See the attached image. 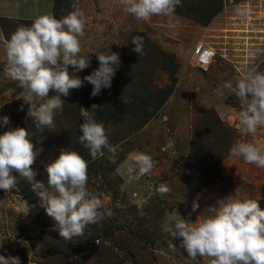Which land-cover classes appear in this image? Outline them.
Instances as JSON below:
<instances>
[{"label": "rangeland", "instance_id": "374dc122", "mask_svg": "<svg viewBox=\"0 0 264 264\" xmlns=\"http://www.w3.org/2000/svg\"><path fill=\"white\" fill-rule=\"evenodd\" d=\"M0 5V19L34 20L53 13V0H0ZM79 7L87 18L81 55H89L88 68L99 67L95 52L107 48L119 53L121 62L132 36L141 33L158 50L174 56L177 71L173 79L155 72L154 85L166 91L164 103L142 128L136 130L134 122L119 119L105 125L116 149L114 162L108 149L93 159L78 142L82 106H63L55 112L51 128H37L27 116L30 105L19 98L22 89L4 71L7 40L0 28V117L10 119L0 134L16 127L28 130L38 155L32 165L34 179L46 187L44 166L58 157L60 149L76 151L88 164L89 191L102 200L101 211L113 213L89 224L83 236L64 240L39 202L26 197L21 183L27 181L13 172L16 187L0 189V255L19 256L21 264H196L180 247L179 238H172L177 251L170 249V236L161 227L168 213L178 212L195 222L217 198L230 194L256 199L264 210V168L229 153L235 142L264 148V126L247 133L238 119L236 95L224 90L218 97L216 92L249 67L264 72V0H223L221 11L207 26L176 13L137 20L121 0H81ZM200 42L216 52L206 72L193 65V49ZM139 58L147 63L145 54ZM141 152L152 157L154 167L134 179L128 168ZM161 183L170 192L158 193ZM23 201L31 206L27 216L18 211ZM194 201L199 204L195 211Z\"/></svg>", "mask_w": 264, "mask_h": 264}, {"label": "clouds", "instance_id": "9594fccd", "mask_svg": "<svg viewBox=\"0 0 264 264\" xmlns=\"http://www.w3.org/2000/svg\"><path fill=\"white\" fill-rule=\"evenodd\" d=\"M124 10L137 20L147 21L152 16L170 17L181 0H121ZM72 11L60 19L51 14L38 15L30 25H19L5 44L6 64L4 71L18 82L22 89L19 98L30 105L27 116L37 128H51L56 111H62L70 90H77L87 81L92 87L91 96L102 89L111 88L112 79L120 67L119 53L107 48L96 51L99 67L81 79L77 73L90 66L89 55H81V38L85 36L87 18L73 0ZM143 37H132L133 51L143 54ZM71 66L72 71H69ZM228 90L240 101L238 119L249 134L264 126V72L247 68L216 90L223 97ZM54 93V95H50ZM93 104L91 109L98 108ZM20 110H23L21 105ZM83 122L79 124L78 142L89 150L93 159L107 148L113 154L115 147L109 143V130L97 121L95 112L81 108ZM8 116L0 117V127L9 125ZM35 145L23 127L10 128L0 134V189L5 192L16 187L18 179H25L38 197L46 215L53 219V230L64 240L84 235L89 224L111 217L112 210L104 209L102 200L87 187V162L76 152L60 149L59 155L47 163L45 183L36 181ZM231 156L247 164L264 168V148L250 142H235L229 149ZM128 172L134 179L149 173L154 167L152 157L137 153L132 157ZM160 194L170 192L161 183ZM199 204L194 201L192 210ZM19 213L27 216L31 206L27 201L18 205ZM170 236L169 247L177 251L172 238L180 239V247L188 257L199 264L198 257L208 264H264V210L256 199H239L233 195L217 198L206 207L195 222L184 219L178 212L168 213L161 225ZM0 264H21L19 256L0 255Z\"/></svg>", "mask_w": 264, "mask_h": 264}, {"label": "trees", "instance_id": "16d2710c", "mask_svg": "<svg viewBox=\"0 0 264 264\" xmlns=\"http://www.w3.org/2000/svg\"><path fill=\"white\" fill-rule=\"evenodd\" d=\"M72 3L73 0H53L52 15L57 19L62 18L72 11ZM222 7L223 0H181V4L176 7L174 13L207 26L221 11ZM32 21L1 18L0 28L5 39L8 41L11 33L19 25H30ZM134 36L143 37V54L148 58L146 60L147 63L141 62L142 60L139 58L141 55L133 51L134 45L131 43V38L126 51L129 52L123 53L120 67L116 70L115 76L112 79L111 88L102 89L99 95L93 97L90 95L93 86L85 81L82 88L70 90L68 97H62L65 100L64 106H75L76 108L82 106L84 109L94 111L95 118L97 121H102L104 126L108 124V121L112 123L116 119H119L121 123H124L126 120L134 122L136 130L142 128L160 110L164 103L163 94L166 91L154 85L153 76L155 72L157 70L165 72L173 79L177 71V64L172 54L158 50L146 39L144 34L136 33L132 37ZM153 59L156 60L152 61ZM96 68L97 66H92L79 72L77 75L83 79L84 76L91 74ZM170 93L169 91L168 94ZM51 94L54 95V93ZM93 104L99 107L93 110L91 109ZM120 122L117 123L120 124ZM21 184L28 200L35 201L36 203L39 202L40 204L31 185L28 182Z\"/></svg>", "mask_w": 264, "mask_h": 264}, {"label": "built area", "instance_id": "2783aa9c", "mask_svg": "<svg viewBox=\"0 0 264 264\" xmlns=\"http://www.w3.org/2000/svg\"><path fill=\"white\" fill-rule=\"evenodd\" d=\"M216 52L204 43H198L193 49V65L200 71L206 72L215 60Z\"/></svg>", "mask_w": 264, "mask_h": 264}, {"label": "crops", "instance_id": "0c3cea01", "mask_svg": "<svg viewBox=\"0 0 264 264\" xmlns=\"http://www.w3.org/2000/svg\"><path fill=\"white\" fill-rule=\"evenodd\" d=\"M0 16L3 17V15H2L1 5H0ZM5 18H6V17H5Z\"/></svg>", "mask_w": 264, "mask_h": 264}]
</instances>
